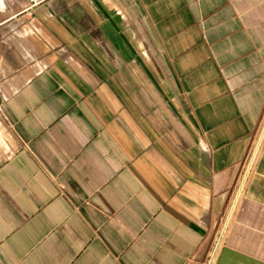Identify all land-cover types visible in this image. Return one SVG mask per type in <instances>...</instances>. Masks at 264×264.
Here are the masks:
<instances>
[{"label": "crops", "instance_id": "crops-1", "mask_svg": "<svg viewBox=\"0 0 264 264\" xmlns=\"http://www.w3.org/2000/svg\"><path fill=\"white\" fill-rule=\"evenodd\" d=\"M30 6L0 0V264H264V0Z\"/></svg>", "mask_w": 264, "mask_h": 264}, {"label": "built area", "instance_id": "built-area-1", "mask_svg": "<svg viewBox=\"0 0 264 264\" xmlns=\"http://www.w3.org/2000/svg\"><path fill=\"white\" fill-rule=\"evenodd\" d=\"M29 1L31 3L30 7H34L41 0H29ZM263 144H264V117L257 131L255 132L253 139L246 152V155L241 163V167L238 172V176H237L236 184H235L236 197L242 194L247 181L251 177L255 169V166L257 164V160H258L261 148L263 147ZM229 213H230V210L227 212V214L224 217V220L221 226L222 230L225 229V227L227 226ZM216 246L217 245H215V247L210 251L207 258L202 264H212L214 256H215V252H216Z\"/></svg>", "mask_w": 264, "mask_h": 264}]
</instances>
